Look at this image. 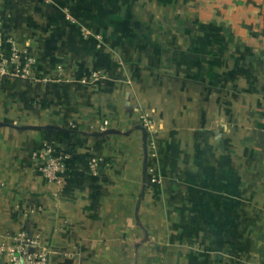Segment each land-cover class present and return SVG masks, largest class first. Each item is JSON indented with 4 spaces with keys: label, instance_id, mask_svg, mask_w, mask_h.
<instances>
[{
    "label": "crops",
    "instance_id": "obj_1",
    "mask_svg": "<svg viewBox=\"0 0 264 264\" xmlns=\"http://www.w3.org/2000/svg\"><path fill=\"white\" fill-rule=\"evenodd\" d=\"M0 12L37 59L0 78V239L24 225L49 264H264V0ZM46 144L60 184L38 169Z\"/></svg>",
    "mask_w": 264,
    "mask_h": 264
},
{
    "label": "built area",
    "instance_id": "obj_2",
    "mask_svg": "<svg viewBox=\"0 0 264 264\" xmlns=\"http://www.w3.org/2000/svg\"><path fill=\"white\" fill-rule=\"evenodd\" d=\"M37 59L27 44L19 42L6 15L0 12V78L8 80L34 77ZM66 154L52 144L44 145L38 155V169L47 181L60 184L66 170ZM99 160L92 159L89 168L96 170ZM51 247L42 235L21 225L0 239V264H49Z\"/></svg>",
    "mask_w": 264,
    "mask_h": 264
},
{
    "label": "rangeland",
    "instance_id": "obj_3",
    "mask_svg": "<svg viewBox=\"0 0 264 264\" xmlns=\"http://www.w3.org/2000/svg\"><path fill=\"white\" fill-rule=\"evenodd\" d=\"M58 14L61 16V18L63 19V21H65V22H67V23H71V22H74V20H73V16L70 14V12L69 11H67L66 10V8H64V9H58ZM82 30H83V34H85L86 32H87V34H90L91 32H90V30H87V29H84V28H82ZM87 34H85V35H87ZM91 76H101L100 74L99 75H97V74H95V75H91Z\"/></svg>",
    "mask_w": 264,
    "mask_h": 264
}]
</instances>
